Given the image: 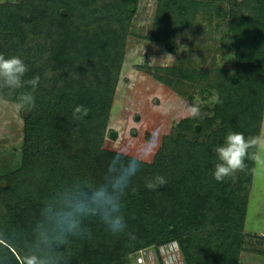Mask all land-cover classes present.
<instances>
[{
  "label": "trees",
  "instance_id": "16d2710c",
  "mask_svg": "<svg viewBox=\"0 0 264 264\" xmlns=\"http://www.w3.org/2000/svg\"><path fill=\"white\" fill-rule=\"evenodd\" d=\"M101 1L0 6V54L24 61L25 80L40 77L35 107L24 118L21 167L1 179L0 264H25L33 254L49 264H127L143 250L174 242L188 264H242L256 165L246 161L247 170L224 182L212 173L215 149L228 132L261 133L264 0L248 4L235 37L238 81L223 85L222 103L201 125L179 172L168 176L156 169L166 184L149 190L142 181L135 187L123 204L126 228L119 233L97 215H78L100 164L133 19L130 7L139 0H113L103 8ZM3 91L14 102L31 88ZM73 216L81 220L80 235L66 234ZM203 233L222 240L221 246L198 251Z\"/></svg>",
  "mask_w": 264,
  "mask_h": 264
},
{
  "label": "rangeland",
  "instance_id": "374dc122",
  "mask_svg": "<svg viewBox=\"0 0 264 264\" xmlns=\"http://www.w3.org/2000/svg\"><path fill=\"white\" fill-rule=\"evenodd\" d=\"M23 1L0 0V6L20 5ZM251 1L139 0L137 6L130 7L133 19L124 64L100 164L91 185L93 190L104 182L109 164L117 155L126 163L140 160L139 171L121 197L122 216L127 213L123 204L142 181L150 183L157 175L162 177L157 170L168 176L179 172L201 125L215 114L217 104L209 103L212 93L220 95L223 85L238 81L234 42ZM112 2L102 0L101 6ZM230 54L233 56L226 60ZM166 55H172L173 59L164 58ZM197 100L202 101V113L208 115L185 116V102L192 104ZM12 104L0 106V184L3 177L18 170L22 163L27 113L16 112ZM2 185L9 187L6 183ZM86 204L87 201L84 208ZM119 223L117 220L116 226ZM244 230L250 237L244 239L242 264H264V168L257 165ZM210 236L201 234L198 251L208 248L215 251L217 245L221 246L222 240ZM169 257L175 258V264H188L176 242L143 250L131 256L127 264H140L139 258L144 259V264H168Z\"/></svg>",
  "mask_w": 264,
  "mask_h": 264
},
{
  "label": "clouds",
  "instance_id": "9594fccd",
  "mask_svg": "<svg viewBox=\"0 0 264 264\" xmlns=\"http://www.w3.org/2000/svg\"><path fill=\"white\" fill-rule=\"evenodd\" d=\"M231 56L233 55L230 54L225 59L228 60ZM164 58L171 60L173 56L166 55ZM193 59L197 58L193 57ZM27 72L28 67L19 56L6 58L5 55L0 54V106L7 107L10 103L3 90H9V94H11L18 89L30 87L31 91H22L15 96L12 106L18 113L35 107L34 92L40 83V77L35 76L30 80H25ZM209 103H222L218 92L212 93ZM201 105L202 101L200 100L192 104L185 102L184 115L190 118H202L208 115V113H202ZM215 151L218 163L215 164L212 175L217 182H224L227 178L235 177L238 172L247 170L246 161H251L264 168V131L248 137H245L243 133L230 131L226 134L223 145L218 146ZM140 163L141 161L137 159L126 163L121 156L114 157L109 164L104 182L84 194L87 204L78 215H97L114 233L124 231L126 224L121 215V197L129 186L131 178L139 171ZM251 171L255 172L256 168ZM166 183L167 181L163 177L157 176L154 182L146 184V188L155 190L158 186H163ZM115 220H119V226L114 224ZM65 231L67 235L82 234L81 220L73 216L71 227H66ZM25 264H49V260L46 257L33 254L25 258ZM168 264H175V258L169 257Z\"/></svg>",
  "mask_w": 264,
  "mask_h": 264
},
{
  "label": "built area",
  "instance_id": "2783aa9c",
  "mask_svg": "<svg viewBox=\"0 0 264 264\" xmlns=\"http://www.w3.org/2000/svg\"><path fill=\"white\" fill-rule=\"evenodd\" d=\"M139 262H140V264H144V259L143 258H139Z\"/></svg>",
  "mask_w": 264,
  "mask_h": 264
},
{
  "label": "water",
  "instance_id": "95a60500",
  "mask_svg": "<svg viewBox=\"0 0 264 264\" xmlns=\"http://www.w3.org/2000/svg\"><path fill=\"white\" fill-rule=\"evenodd\" d=\"M26 113H27L26 117H29V115H30L29 110H26Z\"/></svg>",
  "mask_w": 264,
  "mask_h": 264
},
{
  "label": "crops",
  "instance_id": "0c3cea01",
  "mask_svg": "<svg viewBox=\"0 0 264 264\" xmlns=\"http://www.w3.org/2000/svg\"><path fill=\"white\" fill-rule=\"evenodd\" d=\"M248 218V217H247ZM263 237V236H262ZM264 238V237H263Z\"/></svg>",
  "mask_w": 264,
  "mask_h": 264
}]
</instances>
